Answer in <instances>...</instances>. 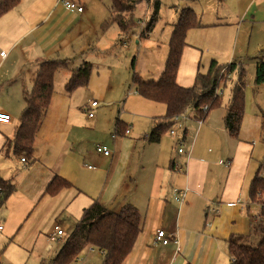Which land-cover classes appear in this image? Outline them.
<instances>
[{
    "label": "crops",
    "instance_id": "crops-1",
    "mask_svg": "<svg viewBox=\"0 0 264 264\" xmlns=\"http://www.w3.org/2000/svg\"><path fill=\"white\" fill-rule=\"evenodd\" d=\"M77 1L83 6L82 12L67 10L60 0H21L0 17V52L3 51L1 47L7 48V52L0 55V91L7 92L10 97V102L0 104V110L11 116L10 122H0V175L16 184V190L0 209V219L3 216L6 224L4 235L0 232V251L3 253L7 245L10 252L25 254L34 248L35 244H32L29 249L32 241L37 240L43 253L52 251L54 246L46 239L51 240L54 225L63 229L62 223L72 217L74 227L82 210L96 199L112 210L125 204L134 205L142 215V230L122 264H185L187 261L192 264H230L228 237L248 234L252 216L258 210L257 205L249 202L247 190L253 176L251 164L257 138L264 140L263 106L258 104L252 110L245 106L239 136L233 139L224 127V114L214 113L218 108H225L229 90L222 96L223 105L210 110L200 123L188 111L179 118L182 119L181 135L175 136L168 130L157 142H150L147 135L154 117L150 126L144 128L128 122L126 117L124 120L119 113L105 124L101 121V113L92 118L86 114L90 124L79 123L76 110H86L89 103L72 97L79 91L64 92L63 86L69 76L66 73L56 94L53 88L50 105L37 133L34 159L21 161L12 153L9 141L25 106L24 89H31L40 62L66 58L72 60L74 67L78 54L80 64L92 62L84 58L87 53L76 43L77 36L85 33L84 30L76 31L77 26L87 23L92 15L108 37V49L122 39V32L115 24L102 28L103 21L110 16L109 0L96 5L93 11H89L83 1ZM219 1L185 0L183 6H175L177 12L178 8L191 7L203 25L187 31L176 74V81L182 86H191L197 71L204 72L211 59L218 61L219 51L210 52L207 47L211 49L214 44L224 43L227 48V41L223 40L232 23L223 22L226 16L219 12ZM233 1L240 7L234 16L239 27L240 21L253 17L252 6L256 0ZM131 9L135 14L142 8L136 2ZM98 24L92 26L96 28ZM202 47L208 49V56H204ZM166 56L167 52L163 64L146 79H158ZM247 87L245 95L248 89L254 88L264 92L263 83L254 87L247 84ZM159 113L157 116L164 114ZM116 119L130 124L125 136L113 134ZM87 132L95 134V138L100 134L95 139V147L105 145L110 154L85 153L83 146ZM180 146L183 151L178 153ZM219 160H230L231 163L225 166ZM56 175L70 181L72 186L51 196L45 189ZM173 189L185 191L183 200L174 199ZM52 221V226L44 227ZM23 223H27V228L31 226L30 237L17 235ZM4 229L0 227V230ZM159 230L165 231L169 238L165 245L155 242ZM66 235L64 231L63 236ZM94 251L100 256V264L102 253L90 247L82 251L75 262L89 264L88 257ZM83 252L85 254L81 256ZM20 264H25L24 259Z\"/></svg>",
    "mask_w": 264,
    "mask_h": 264
},
{
    "label": "trees",
    "instance_id": "trees-1",
    "mask_svg": "<svg viewBox=\"0 0 264 264\" xmlns=\"http://www.w3.org/2000/svg\"><path fill=\"white\" fill-rule=\"evenodd\" d=\"M20 1L0 0V17L17 6ZM109 1L110 16L103 21L102 28L113 23L124 34L134 30L137 21L129 12L138 0ZM152 5V15L145 26V31H141V35L149 32L157 20L160 0H154ZM200 26L203 25L191 7L178 8V17L172 24L168 39L164 67L158 79H146L139 72H132L131 83L134 92L149 101L162 103L165 107V113L156 116L153 120L151 130L147 135V140L150 142H157L166 130L188 111L192 112V117L195 120L201 121L210 110L223 105L221 86L232 72H235L236 77L230 88L229 99L225 103L223 124L231 138L237 139L239 136L245 114L246 89L245 70L241 62L231 61L220 64L217 60L211 59L204 72L197 71L191 86H182L176 81L187 31ZM134 62L135 58L133 57L131 67ZM60 68L69 71L63 88L66 94H71L75 89L88 85L94 64L83 61L80 65L72 67V60L66 58L46 59L40 62L31 89H24L25 106L18 116V125L14 136L9 141L12 153L23 158L24 161L34 159L37 133L50 105L55 75ZM263 82L264 58L261 57L256 61L254 83ZM262 122H264L263 117ZM126 131L127 124L116 119L113 134L125 136ZM262 136H264V125L262 126ZM179 148L181 147H178L177 151ZM178 153L181 152L178 151ZM71 186L70 181L56 175L48 183L45 193L53 196L60 190ZM15 190V182L0 175V209ZM247 193L249 202L257 205L258 210L252 216L251 230L248 234H231L228 237L230 264H264V159L258 162L249 182ZM142 226V215L134 205L125 204L118 210H112L95 199L82 210L79 219L71 232L63 238L61 248L49 264H72L79 254L88 247L102 253L100 264H122L135 244ZM52 235L50 238L54 240L61 238L64 234L53 237ZM250 237L257 238L258 242L255 245L248 244L247 241ZM1 253L2 251H0V256ZM185 264L192 263L187 261Z\"/></svg>",
    "mask_w": 264,
    "mask_h": 264
},
{
    "label": "rangeland",
    "instance_id": "rangeland-1",
    "mask_svg": "<svg viewBox=\"0 0 264 264\" xmlns=\"http://www.w3.org/2000/svg\"><path fill=\"white\" fill-rule=\"evenodd\" d=\"M81 1H83L85 5L87 4V9L89 11H93L96 5L99 4L98 6H100L108 0ZM153 1L154 0H148L149 4H147L146 0L138 1L142 9H138L135 14L132 12V9L131 12H129L132 14L134 20L137 21L136 27L127 34L122 33V39H118L110 49L106 47V39L108 37L104 35V31H102L99 24L96 23L97 18L93 15L87 23L78 25L76 28V31H85L81 37L77 36L76 43H78L79 46H83L82 48L85 50V54L87 53L84 58L94 63V69L91 72L88 85L75 89L79 92H74V90V93L72 92L74 96L72 97L76 98L78 101L88 100V103L92 98H96L98 107L94 108L92 111L95 116L97 113H101V121L103 124H105L109 118H113L119 113V116L121 118L123 116L124 120L126 117L128 122H133V124L137 125L139 128L140 125L144 128L150 126L152 117L155 118V116L160 114L159 112L165 113V107L162 103L152 101L146 102L147 100H143V98L136 96L137 94L134 92V87L131 83V75L133 71H136L145 78H149L150 74L158 65L160 66V64H163L164 56L168 50V39L172 30V24L176 22L178 17L175 6L176 4L183 6L185 0H160L158 17L155 24L149 32L141 35V31H145V26L152 15ZM217 4L220 10L219 12H221L223 16H226L223 22L232 23L229 26L230 28L226 30L225 39L223 40L227 41V48L224 43L222 45L214 44L211 49L210 47L207 48L210 52H212V50L219 51L221 56L218 58V63L220 62V64L229 62L231 59L235 60V62H241L245 70L246 88H248L247 84L254 87L255 64L257 59L264 55V0H256L254 2L251 13L253 17L250 16V18L240 21L239 27L236 26V19L234 16L238 13L240 7L236 6L233 0H220ZM96 24H98L96 28L92 26ZM30 37L25 38L24 41ZM121 40L122 42H120ZM87 48L89 49L87 50ZM208 49L202 47L204 56H206V54L208 56V53H206ZM1 50L7 52V48L4 46L1 47ZM133 57L135 58V62L133 67H131ZM75 58L73 66L80 64L79 54ZM66 73L69 74V71L64 68L57 70L54 81L55 94L57 90H60L59 88L62 86V80ZM235 77V72H232L226 82L222 84L223 96H226V93L232 87ZM6 93L5 91H0V104L10 102V97L6 95ZM246 97H248L245 101V106H247V108L251 107L252 110L258 104L264 108V92L262 89H248L245 95V98ZM225 100L227 101V99ZM225 110V108H218L214 113H218L217 111H219L225 114ZM76 112L79 123L81 122L83 125L90 124V120L86 117V110L77 108ZM128 122H126L127 125H130ZM152 124L153 120L151 126ZM181 126L182 119L173 123L165 133L167 134L168 130H172L175 136L181 135ZM86 135V144L83 146V151L85 153L98 154L94 142L95 139H98L100 134H98L96 138L93 133L87 132ZM256 142L251 164L252 175L258 162L264 158V140L258 137ZM173 147L175 151L176 147L174 144ZM3 220L4 217L1 216L0 227L5 228L3 231L0 230L1 234L6 231V224ZM53 223L54 221L51 223L49 222L48 225L45 224L44 227L52 226ZM26 224L27 223L21 224L17 231V235H22L23 237L31 236L29 230L31 226L27 228ZM73 224L74 220H72V217H69V220L62 223L66 234L71 232ZM63 238L64 236L59 240L54 239L51 241L47 237L46 241H49L50 244L54 246L53 250L48 253L42 252L40 247L41 244L38 240L32 241L29 249L32 248V244H35L34 248L25 254H21L17 251L10 252L7 245L4 246L5 248L3 247V245L6 244L4 243L1 245L4 251L0 257V263L20 264L21 260L24 259L25 264H49L50 260L55 256L58 246L60 247L62 244ZM247 242L250 245H255L258 239L250 237ZM84 254L83 252L81 256ZM99 261L100 256H98L97 251L92 252L88 257L89 264H99ZM72 264L79 263L74 261Z\"/></svg>",
    "mask_w": 264,
    "mask_h": 264
},
{
    "label": "built area",
    "instance_id": "built-area-1",
    "mask_svg": "<svg viewBox=\"0 0 264 264\" xmlns=\"http://www.w3.org/2000/svg\"><path fill=\"white\" fill-rule=\"evenodd\" d=\"M60 2L62 3V5L69 11H77V12H82L83 11V6L80 5L76 0H60ZM0 55H4V51L0 52ZM97 101L96 100H92L89 102V105L87 107V116L92 118L94 116L93 111L91 110V108H94L97 106ZM205 108V107H204ZM11 121V116L10 114L1 111L0 110V122L1 123H8ZM199 123L201 122L200 120L198 121ZM128 133V131H126V134ZM170 133H173L172 130H170ZM96 151L100 154L103 155H109L110 154V149L108 147H106L105 145H97L96 146ZM179 152H182L183 149L179 148L178 149ZM21 161H24L23 158H21ZM219 163L224 164L225 166H229L230 165V161L229 160H219ZM185 195V191L181 190V189H174L173 190V197L175 200L177 201H181L183 200ZM64 232L63 230L59 227V225H54V234L53 236H61L63 235ZM155 242L161 245H165L169 242L168 236L166 235L165 231L163 230H159L156 233L155 236Z\"/></svg>",
    "mask_w": 264,
    "mask_h": 264
}]
</instances>
